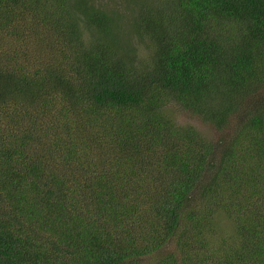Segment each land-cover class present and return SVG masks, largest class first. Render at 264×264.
Segmentation results:
<instances>
[{
	"label": "trees",
	"instance_id": "16d2710c",
	"mask_svg": "<svg viewBox=\"0 0 264 264\" xmlns=\"http://www.w3.org/2000/svg\"><path fill=\"white\" fill-rule=\"evenodd\" d=\"M120 8L0 0V264H264V0Z\"/></svg>",
	"mask_w": 264,
	"mask_h": 264
},
{
	"label": "rangeland",
	"instance_id": "374dc122",
	"mask_svg": "<svg viewBox=\"0 0 264 264\" xmlns=\"http://www.w3.org/2000/svg\"><path fill=\"white\" fill-rule=\"evenodd\" d=\"M110 1H111V5L114 6V2H116V0H110ZM139 1H143V0H139ZM144 1L151 5H153L154 3L157 5L166 4V0H144ZM119 5H121V8L119 9L121 13L119 15H122L123 14V10H122L123 0H119ZM132 42L135 43L138 56L140 58H145L148 55L147 42L144 39L140 40L137 36H132ZM166 108L169 109L168 111L174 118L175 122H177L180 125L190 124L191 126L196 128L202 134L203 138L206 140H215L219 134H222V132L221 133L216 132V130L214 129L212 125L201 121L200 119L197 118V116H191L188 113H186V111L183 112L177 109V107L166 106Z\"/></svg>",
	"mask_w": 264,
	"mask_h": 264
}]
</instances>
